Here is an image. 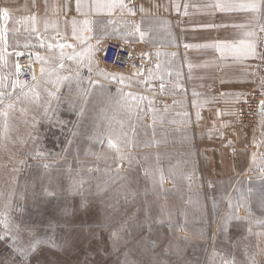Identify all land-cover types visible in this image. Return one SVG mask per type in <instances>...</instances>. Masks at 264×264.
<instances>
[{"label": "rangeland", "instance_id": "374dc122", "mask_svg": "<svg viewBox=\"0 0 264 264\" xmlns=\"http://www.w3.org/2000/svg\"><path fill=\"white\" fill-rule=\"evenodd\" d=\"M101 43L51 59L0 19V264H264V172L205 185L143 46Z\"/></svg>", "mask_w": 264, "mask_h": 264}, {"label": "crops", "instance_id": "0c3cea01", "mask_svg": "<svg viewBox=\"0 0 264 264\" xmlns=\"http://www.w3.org/2000/svg\"><path fill=\"white\" fill-rule=\"evenodd\" d=\"M0 19L8 34L57 46L41 54L51 59L60 46L95 58L101 41L124 46L136 37L153 87L185 105L194 168L205 185L264 172V128L238 119L241 95L264 86V0H188L182 14L166 0L137 9L125 0H0ZM49 62L48 70L59 66ZM95 69L89 64L96 78ZM255 236L264 263V229Z\"/></svg>", "mask_w": 264, "mask_h": 264}, {"label": "built area", "instance_id": "2783aa9c", "mask_svg": "<svg viewBox=\"0 0 264 264\" xmlns=\"http://www.w3.org/2000/svg\"><path fill=\"white\" fill-rule=\"evenodd\" d=\"M143 1H160V0H126V4L132 8H137ZM171 3L178 2L180 13L184 11L188 0H166ZM19 69L20 79L25 81L31 79V72L21 63ZM264 86L257 90L246 92L241 95V102L238 108V119L249 126L258 128L262 120H264Z\"/></svg>", "mask_w": 264, "mask_h": 264}, {"label": "snow or ice", "instance_id": "6c2138e0", "mask_svg": "<svg viewBox=\"0 0 264 264\" xmlns=\"http://www.w3.org/2000/svg\"><path fill=\"white\" fill-rule=\"evenodd\" d=\"M247 7L250 8V9L255 10V9L257 8V5H256L255 3H251V4H248ZM3 14H4L5 16L7 15L6 10L4 11ZM17 68H18V70H19V66H17ZM41 71L43 72V69H42ZM115 78H116V77H115V75H114V76H113V79H115ZM262 103H264V102H262ZM109 144H110V146H114V145H112V142H111V141H109ZM36 243H38V241H37ZM35 246H36L35 243L31 245V247H32L33 249L35 248ZM20 251H21V253H23V252H24V249L21 248Z\"/></svg>", "mask_w": 264, "mask_h": 264}]
</instances>
